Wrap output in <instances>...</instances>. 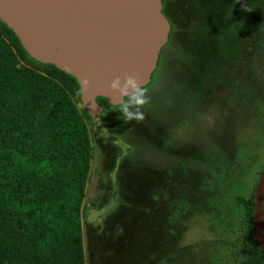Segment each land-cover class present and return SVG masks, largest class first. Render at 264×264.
Returning <instances> with one entry per match:
<instances>
[{"label":"rangeland","instance_id":"374dc122","mask_svg":"<svg viewBox=\"0 0 264 264\" xmlns=\"http://www.w3.org/2000/svg\"><path fill=\"white\" fill-rule=\"evenodd\" d=\"M142 122L100 100L80 208L85 264H253L238 200L264 169V0H165ZM251 232V234H250Z\"/></svg>","mask_w":264,"mask_h":264},{"label":"trees","instance_id":"16d2710c","mask_svg":"<svg viewBox=\"0 0 264 264\" xmlns=\"http://www.w3.org/2000/svg\"><path fill=\"white\" fill-rule=\"evenodd\" d=\"M91 118L76 79L32 59L0 20V264H85L80 208ZM237 200L251 229L254 192ZM262 225L264 238V216ZM251 242L253 264H264Z\"/></svg>","mask_w":264,"mask_h":264},{"label":"water","instance_id":"95a60500","mask_svg":"<svg viewBox=\"0 0 264 264\" xmlns=\"http://www.w3.org/2000/svg\"><path fill=\"white\" fill-rule=\"evenodd\" d=\"M0 20L28 55L73 76L79 99L96 123L105 98L117 105L122 97L110 89L120 76L151 81L159 54L168 40L170 23L162 0H0ZM87 79L89 87L82 89ZM264 169L255 191L254 239L264 251Z\"/></svg>","mask_w":264,"mask_h":264},{"label":"clouds","instance_id":"9594fccd","mask_svg":"<svg viewBox=\"0 0 264 264\" xmlns=\"http://www.w3.org/2000/svg\"><path fill=\"white\" fill-rule=\"evenodd\" d=\"M83 90L89 87V81L85 79L81 84ZM110 89L119 94L122 99L115 110H118L124 123L131 121L142 122L145 119L144 108L149 103L148 89L140 84L139 78L126 75L123 81L117 76L110 84Z\"/></svg>","mask_w":264,"mask_h":264},{"label":"flooded vegetation","instance_id":"af4514ba","mask_svg":"<svg viewBox=\"0 0 264 264\" xmlns=\"http://www.w3.org/2000/svg\"><path fill=\"white\" fill-rule=\"evenodd\" d=\"M164 1L165 0H162V2H163V12H164ZM164 14H165V12H164ZM166 15V14H165ZM167 17V16H166ZM168 18V17H167ZM169 20V19H168ZM169 23H170V21H169ZM171 34H172V27H171V25H170V31H169V36H168V40H167V43L169 42V39H170V36H171ZM166 43V44H167ZM166 44H165V46H166ZM164 46V47H165ZM164 47L162 48V50H161V52H160V54H159V59H158V62H157V66H156V68H155V75L157 74V72L159 71V69H160V61H161V54H162V51H163V49H164ZM154 73V72H153ZM153 73H152V76H151V80H152V77H153ZM149 84H151V81L145 86V87H147ZM100 114H101V112H100Z\"/></svg>","mask_w":264,"mask_h":264}]
</instances>
